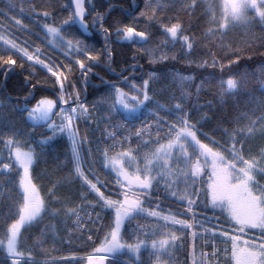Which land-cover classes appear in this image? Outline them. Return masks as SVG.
Listing matches in <instances>:
<instances>
[{
    "label": "snow or ice",
    "instance_id": "obj_1",
    "mask_svg": "<svg viewBox=\"0 0 264 264\" xmlns=\"http://www.w3.org/2000/svg\"><path fill=\"white\" fill-rule=\"evenodd\" d=\"M104 3L105 12L98 11ZM200 6L199 0H179L178 6L177 0L165 4L144 0V10L138 15H134L138 4L129 10L121 8L132 16V23L116 28L115 32L111 25L104 27L115 9L109 0H57L54 11L47 10L50 3H10L0 8V71L5 86L0 89L4 93L0 99V141L8 148V162L0 167L9 170L5 183L12 186L9 198L0 208V252L4 253L0 264H178L177 253L181 249L187 258L179 264H189V260L191 264H264V52L259 51L264 49V0H212L203 12L209 25L203 30L204 38L209 43L204 53L207 58H198L197 67L219 69L221 105L224 95L244 92L248 96L247 110L228 121L235 126L222 128L217 124L214 131L220 133L219 139L200 127L212 119L208 112L199 111L201 107L212 109L210 101L189 107L191 94L182 89L180 95L173 92L164 103L157 99V90L150 87L158 79L156 73L142 72L147 78L137 84L131 79L132 73L122 75L127 68L117 73L110 67L112 53L108 41L112 35L117 42L121 38L144 43L151 39L148 30L138 31L135 24L145 17L163 28L165 46L170 43L175 48L178 42L180 54L192 57L200 49V40L194 33L181 35L189 33L190 28L182 25L179 15L164 13L183 12L191 17ZM40 7L46 9L42 14L37 11ZM120 23L119 19L113 21V25ZM76 25L102 36L109 71L119 77L117 81H104L110 89L105 100L111 102L106 105L108 115L97 120L108 121L102 136L106 134L111 143L103 145L95 140L96 159L91 147L87 156L83 154V145L91 141L87 133L80 136L77 121L93 116L90 109L103 107L96 102L89 105L82 95L87 91L90 75L95 74L89 65H99L100 55H94V45L71 31ZM257 27L259 34L254 31ZM235 29L243 30L244 38L227 43L228 33ZM17 30L31 33L36 39L17 37ZM169 35L172 40L167 39ZM53 45L70 63H57L48 54ZM144 52L153 57L152 63L176 58L166 53L156 57L150 49ZM245 56L260 58L256 88H249L242 77L231 74V69L238 68ZM77 65L79 75L74 77ZM16 66L21 73L29 74L22 78L20 91L24 95L12 97L6 91L7 78L15 73ZM35 66L50 74L45 77L46 81L51 79L49 89L38 87L39 80L33 82L38 75ZM138 66L137 63L129 67ZM178 78L182 84L193 81L191 76ZM120 83L128 86L129 91L119 87ZM203 84L201 81L195 85L197 95ZM43 91L52 96L41 94ZM5 110L21 113L33 128L52 135L17 128ZM109 128L112 130L108 131ZM65 134L71 141L70 158L63 153L69 165L68 175L64 181L45 186L47 195L41 196L35 180L42 177L39 173L34 175V170L45 152L51 150L55 138ZM117 146L121 151H115ZM97 162L108 172L104 179L95 168ZM14 165H19V169L14 170ZM16 176L22 190H16ZM68 180L78 185L74 195L79 204L56 194ZM165 201L174 206L166 208ZM54 203L60 207L53 208ZM70 203L74 206L67 207ZM45 215L59 219L70 236L84 242L79 253L58 260L48 256L44 249L46 258H38V249L46 243L45 230L31 243L25 232L38 225ZM72 217L76 218L75 231L67 228ZM199 239L203 243L197 254ZM217 241L223 246L218 247ZM71 244L70 238L68 245ZM204 248L211 251L205 252Z\"/></svg>",
    "mask_w": 264,
    "mask_h": 264
},
{
    "label": "trees",
    "instance_id": "obj_2",
    "mask_svg": "<svg viewBox=\"0 0 264 264\" xmlns=\"http://www.w3.org/2000/svg\"><path fill=\"white\" fill-rule=\"evenodd\" d=\"M32 4V5H44V4H51V7L47 10L54 11L55 6L57 3V0H0V8H6L10 3H16V4ZM60 3L63 2V0H59ZM93 2H97V0H93ZM114 6L115 9L110 13L108 16V20L106 23H104V27L108 28L110 25L112 26V31L115 32V29L118 27H123L124 25H128L132 23V16H127L125 12L121 11V8L125 10L131 9L134 5H139V8L136 9V12L134 15H138V13L143 8L144 0H109ZM160 4L169 3L170 0H158ZM200 2V8L195 10V14L191 15L189 17L187 14L183 12H166L164 13L167 16H180V20L182 25L190 28L189 33H182L183 34H191L194 33L198 39L200 40V49L197 50V52L192 56L186 58L185 56L180 54V44L177 42L175 48L172 47V45L169 43L167 46H165L162 41L166 39L164 35L163 28L160 27L159 24L156 23L155 20L149 22L147 17L138 19L135 24L138 26V31L148 30L151 39L148 40L147 43H144L142 40H124L120 39V42H117V37L115 35L111 36V39L108 41L110 44V51L112 53V62L110 64V67L112 69H115L117 73L121 71L122 68H127V71L123 72L122 75L128 76L130 73H132L131 79L134 80L137 84L141 82V79L147 78V76H143V73H156L157 77L159 78L158 82L156 81L150 85V87L155 88L157 90V99L164 102L167 100V96L163 94L162 90V84L166 82L167 79L170 76V74H173V72L179 73L183 76H191L193 77V81L187 83L184 85L185 89L188 90V93L191 95L188 97V104L189 107L193 104H199V105H206L209 101L212 103V109L201 107L199 111L201 113L208 112L209 116L212 117L211 120L207 121L205 124H201L200 127L203 129L204 132L209 133V135L216 136L217 139L220 138V133L214 131V129L217 127V124H220L222 128L224 127H233L235 126L234 123H228V121H233L236 116H238L241 112L246 111V105L248 96L245 95L244 92H233L231 95H224L223 96V105H221V88H220V75H219V69H213L212 67L207 68H198V58H207L204 56L205 51L207 50V46L209 41L204 38V29L209 27L207 20L208 17L203 15L204 9L207 7V5L212 2V0H199ZM179 4V0H177V6ZM107 9V3H104L103 7H98V11L105 12ZM46 9L43 7H40L37 9L41 14ZM12 15H16V12H13ZM66 15V14H64ZM2 19V18H0ZM18 19H22L25 24L29 23L27 19L24 17H18ZM86 19H90V17H86ZM119 19L121 21L120 24L113 25V21ZM167 22V21H164ZM175 22V21H173ZM5 23H10V21H5ZM97 28H99V25H97ZM89 29V28H88ZM6 31V29L4 30ZM37 31H39L37 29ZM71 31H75L78 34V38L84 40L86 43L92 44L95 46V49L97 52H94L95 54L100 55V64L96 65L95 62L90 64L89 66L92 68V72L95 73L94 75H90L89 83L87 85V91L85 93H82L84 95L85 100L91 105L94 102L103 105V107L99 108H93V116H90L87 120V127L90 136L92 137L91 145L93 150V156L94 159L97 158V153L95 152V140L99 139L98 134L100 132L101 128H104L107 124V120H97L98 117H103L108 115L107 113V103L105 98L108 96V93L110 89L107 88L104 81H117L119 79L118 76L112 74L111 71H109V66L107 62V58L103 55V46L105 44L104 39L102 36L95 32L92 29L84 30L79 25H76ZM256 34H259V27L254 29ZM22 36H21V35ZM82 34V35H81ZM17 37H31V39L35 40L36 37L33 36L31 33H23L17 30L16 32ZM91 37V39H89ZM71 38V37H69ZM244 38L243 30L241 29H235L232 32L228 33V39L227 43H232L233 40H239ZM168 40H172L171 36L169 35L167 37ZM42 43V41H41ZM233 46H236L235 44ZM144 49H150L152 52L155 53L156 57H159L162 53H166L171 56H175L176 58L168 59V60H156L155 63H152L153 57L149 54L144 52ZM52 52H54L56 55L60 56L64 59V56L60 54L59 51L55 50V45H53V48L51 49ZM213 51H217L216 49H213ZM260 52H264V49H259ZM135 53V59L133 58V55ZM221 53L218 52V55ZM67 55V53H65ZM53 57V56H52ZM83 58V57H81ZM57 61V63H60V61L53 57ZM188 60L197 61L194 63H189ZM65 63H70V61L64 60ZM138 63V67L133 69L132 67H129L131 65H136ZM209 63H211L209 59ZM260 64V58L258 56L253 57L252 59H248L247 56L242 57V62L239 63L238 68H232L231 74L242 77L245 81L248 82L249 88H256L258 87V84L256 83L257 79L260 76V71L258 68V65ZM77 72L73 73V76H78V65L76 66ZM31 71V69L29 70ZM35 72L38 73V75L34 78L33 82L35 83L37 80L40 81L38 87L42 89H49L51 87V79L45 80V77H50V74L46 73V70H43L41 66H35ZM28 72L21 73L18 66H16L15 73L10 75L7 78V86L6 91L8 94H10L12 97L17 96H23L24 93L20 91L21 84H22V78L23 76L28 75ZM54 79V78H52ZM223 79L226 81L227 76H224ZM3 81V72L0 71V89H4L5 86L2 83ZM201 81L204 82L203 87L199 91L198 95L196 92L195 85L200 84ZM78 88L80 85H77ZM119 87L125 89V91H129L128 86H126L123 83H120L118 85ZM226 87V84H225ZM41 94L43 95H49L52 96L51 92L43 91ZM134 94V93H133ZM151 94V93H150ZM259 95V92L256 93ZM3 91H0V99H3ZM54 98V96L52 97ZM15 103V101H13ZM151 107V106H150ZM9 111V110H5ZM165 115V113H163ZM9 115L11 116V119L16 123L17 128H27L31 131L35 132H41L44 131L40 128H33L31 122H25L22 119V114L19 112H10ZM26 115V114H25ZM117 118V117H116ZM45 136H51L52 133L48 131H44ZM21 139H24L25 137H20ZM39 138V137H38ZM203 139V138H201ZM100 140V139H99ZM100 142L103 144V142L100 140ZM104 145V144H103ZM135 146V144L133 145ZM37 151H39V148H37ZM63 153H67L69 158L71 155V151L67 147L66 141L61 137L57 136L55 138V143L51 145V150L45 152L44 159L40 162L39 167L34 170L35 173H39L42 177L41 179L35 180L37 183V186L41 189V196H46V187H51L53 181H64L65 178L68 175L69 165L67 164L65 155ZM8 155V148L4 145L2 141H0V156L5 161V157ZM98 163V162H97ZM99 167L102 169V171L108 175V172L105 168H102L100 166V163H98ZM205 174V178H206ZM114 179V176L112 177ZM9 179L8 173H0V208L3 207V201L7 200L9 198V194L11 191V185L5 183L6 180ZM16 190H21L19 186V176H16ZM78 187V185L74 184L72 181L68 180L67 182L63 183V186L59 188V191L56 193L57 196L60 197H68L71 200L74 201V204H78L80 201L78 197L74 195L75 188ZM12 195L15 194V192H11ZM155 196L156 194L153 193ZM91 199V197H90ZM74 204L70 203L67 205V207H73ZM53 208H59V204H52ZM203 211V209H200ZM209 214H212L209 212ZM216 215H219V212H216ZM73 218V217H72ZM72 218L67 221V228L72 229L71 223ZM144 221V220H141ZM145 222V221H144ZM45 230V236L44 239L46 240V243H44L38 251L40 252L39 259L44 260L46 256L44 255L43 250H47L48 256L52 258H56L58 260L60 259H70L72 253L77 252L79 253L82 250L83 241L75 239L74 236H70V234L65 231L64 223H62L59 219H54L48 215H45L44 219L38 224L34 225L32 228H30L27 232H25L26 236H30L31 239L29 240V243L32 242V240H35L37 236H39L41 230ZM75 231V229H72ZM78 235L79 233L76 232ZM72 239V244L68 245V240ZM62 240V242H61ZM191 237H189L188 245H189V251L191 250ZM203 243L202 239H199L196 241L197 245V254L200 250V245ZM218 247H222V242L217 241ZM205 252L210 251V248H204ZM145 256L148 255L147 251L144 253ZM187 258L186 254L183 252V249L179 253H177V259L178 264L183 259ZM4 259V253L0 252V260ZM189 264H191V261L189 260Z\"/></svg>",
    "mask_w": 264,
    "mask_h": 264
},
{
    "label": "rangeland",
    "instance_id": "obj_3",
    "mask_svg": "<svg viewBox=\"0 0 264 264\" xmlns=\"http://www.w3.org/2000/svg\"><path fill=\"white\" fill-rule=\"evenodd\" d=\"M81 26H82L85 30H87V28H86L85 26H83V25H81ZM178 76H179V75H177L176 77H173V78H172V82H175V81H176V82H180ZM181 83H182V82H181ZM183 84H184V83H183ZM183 84H182V85H183ZM182 85H181V86H182ZM162 88H163L164 90H167V91L172 90V88L166 87V86L163 85V84H162ZM206 178H207V177H206ZM206 178H205V179H206Z\"/></svg>",
    "mask_w": 264,
    "mask_h": 264
}]
</instances>
